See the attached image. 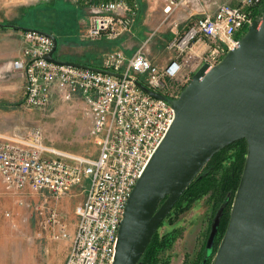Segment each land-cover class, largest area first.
<instances>
[{"label":"built area","instance_id":"obj_1","mask_svg":"<svg viewBox=\"0 0 264 264\" xmlns=\"http://www.w3.org/2000/svg\"><path fill=\"white\" fill-rule=\"evenodd\" d=\"M167 19L182 6L195 5L186 21L174 24L167 45L170 57L157 65L140 50L131 57L122 51L107 54L100 69L114 77L69 65L49 62L53 39L38 32H22V59L13 67L26 79L25 105L42 109L56 96L82 100L90 123L89 137L98 149L95 159L60 154L47 147L43 134L0 137V176L13 197L27 193L43 197L30 209L54 240L71 242L65 264H113L118 232L126 205L138 180L160 147L175 119L172 105L204 66L217 67L239 46L246 28L261 22L264 0H165ZM136 11L122 0L92 5L85 42H115L128 34ZM160 95L155 98L140 85ZM85 200L76 208L74 234L49 199L59 200L75 189Z\"/></svg>","mask_w":264,"mask_h":264},{"label":"water","instance_id":"obj_2","mask_svg":"<svg viewBox=\"0 0 264 264\" xmlns=\"http://www.w3.org/2000/svg\"><path fill=\"white\" fill-rule=\"evenodd\" d=\"M0 29L50 36L47 60L114 77L120 74L85 64L61 62L56 37L13 24ZM155 98H162L145 86ZM176 119L138 180L126 205L113 264H140L148 246L181 196L222 150L247 143V156L230 220L213 264H264V15L217 67L201 68L172 102ZM222 217L207 242L210 253Z\"/></svg>","mask_w":264,"mask_h":264},{"label":"rangeland","instance_id":"obj_3","mask_svg":"<svg viewBox=\"0 0 264 264\" xmlns=\"http://www.w3.org/2000/svg\"><path fill=\"white\" fill-rule=\"evenodd\" d=\"M209 1L231 4L236 2V0ZM125 2L129 6L128 2ZM137 2L139 13L135 18L132 30L115 42L106 40L85 42L82 40L81 36L87 29L91 16L93 3L90 0H0V22H14L17 18L21 20V16L28 9H34L33 11L40 9L41 13L37 17L36 15L31 16V23L36 24L35 19H38L44 25L57 27L65 21L63 16L72 13L70 16L75 18L76 34L57 40L58 50L54 55L55 59L61 62L100 64L104 57L111 52L122 51L127 57H131L141 50L153 63L164 64L170 57L167 45L171 39L174 24L179 23L181 25L184 23L195 5L182 6L171 18L167 19L163 12L165 0H138ZM263 8L264 4L258 11ZM53 29L49 30L55 32L56 29ZM248 29L247 27L246 33ZM243 37L244 35L241 36V38ZM60 50L61 54L67 55H61ZM23 100L18 109L9 112L3 118L0 117V129L5 132H15L19 136H28L35 131H40L43 134L45 145L60 154H70L87 159L97 158L98 149L89 137L90 123L84 117L82 100L76 99L72 102H66L55 96L52 102L42 109L29 108L25 105L24 98ZM235 144L227 147L228 149L226 148V160L222 162V169L213 174V187L210 190H204L205 192L191 191L184 195L164 220L157 232L160 247L157 248L156 257L152 264H203L206 261L207 264H213L230 220L236 194V192L234 195L229 193L226 200L219 205L215 192L216 183L224 171L230 170L237 157L240 145ZM243 146L247 147V145ZM246 156L247 154L245 160ZM207 165L198 176L211 170ZM13 198V208L8 210L12 215L10 220L21 222L28 217L31 221V227L34 229L33 223L36 221V216L31 213L30 209L21 206L19 201L22 199L25 203L33 205L41 202L43 197L27 192L22 198ZM84 200L85 195L83 189L80 188L59 200L49 199L71 233H74L78 223L75 210ZM221 210L222 222H220L214 247L209 253L207 242L215 218ZM4 217L9 222L5 215ZM9 230L18 237L22 244L25 243V231L23 232V229L17 230L10 226ZM1 239L6 238H1L0 231V243ZM11 240L14 239L11 238ZM0 257L5 259L3 264H14L12 253L0 254Z\"/></svg>","mask_w":264,"mask_h":264},{"label":"crops","instance_id":"obj_4","mask_svg":"<svg viewBox=\"0 0 264 264\" xmlns=\"http://www.w3.org/2000/svg\"><path fill=\"white\" fill-rule=\"evenodd\" d=\"M90 1L96 5L97 3L111 0ZM122 1L125 2L127 0ZM19 20L17 18L14 22L3 21L0 24H12L19 22ZM21 33V31L0 29V117L2 118L7 116L9 112L18 109L23 98L25 99L26 96L25 76L22 71L13 67L14 62L22 59L24 43L21 38ZM69 62L88 64V62ZM14 135L19 136L15 132H5L0 129V137ZM13 199V196L6 192L0 176V231L1 238H6L1 239L0 254L8 255V253H12V261L14 264H65L71 242L67 240H54L52 235L55 233V229L43 230L36 215V221L33 223L35 226L34 229H32L31 221H29L28 217L24 218L21 222L10 220L12 215L8 210L13 208ZM31 213L33 214L32 211ZM4 215L9 219V222L5 219ZM10 226L17 230L23 229V232L25 231V243L22 244L18 237L13 232H10ZM11 238L14 240H11ZM3 263H5V259L0 257V264Z\"/></svg>","mask_w":264,"mask_h":264},{"label":"trees","instance_id":"obj_5","mask_svg":"<svg viewBox=\"0 0 264 264\" xmlns=\"http://www.w3.org/2000/svg\"><path fill=\"white\" fill-rule=\"evenodd\" d=\"M137 1L138 0H127L129 6L132 7L138 15L139 10L137 8V4H138ZM33 10L34 9L32 10L28 9L27 11H25V13H23V16H21V20L19 22L12 23V24L20 26V27H24V28L37 30V31H40L46 34H50L56 37L57 40L58 39L60 40L61 38H65V36H74L76 34L75 21H74L75 18L72 15L70 16V14L72 13H69L63 16V19L65 21H63L62 24H59L57 27L55 26L56 27L55 28L53 26H50L47 24L44 25L40 23L38 19H35L36 24L31 23V20H30L31 16L36 15L37 17L38 14L41 13L40 9H37L36 11H33ZM59 17L62 18V16H59ZM53 28L56 29L55 32H52L51 30H49ZM87 65L99 68L101 64L88 63ZM235 145H240V146L238 149L237 157L235 161L233 162L232 167L227 172L226 171H224L223 173L221 172L222 173L221 178L217 181V183L215 182L217 184L215 192L217 193L216 197H217V201L219 205L222 204L224 200H226L227 195L229 193H231L232 195L235 194L239 186L242 173H243L244 164H245V155L247 154V147L243 145H247V144H246V141H240V142H237ZM227 149L222 150L220 153L215 155V157L207 165L208 168H210L211 170H208V172H206L205 174L198 176L196 180L189 186L186 192L181 196L180 200L182 199L184 195H186L187 193L191 191L192 192L194 191L202 192L204 190L205 191L210 190L213 187L212 186L213 181H214L213 174L215 172L218 173L221 171L222 162L226 160L225 151ZM157 238L158 236L156 233L152 242L148 246L144 256L142 257L140 263L152 264V262L154 261L156 257L157 248L160 247ZM203 264H207V261Z\"/></svg>","mask_w":264,"mask_h":264},{"label":"flooded vegetation","instance_id":"obj_6","mask_svg":"<svg viewBox=\"0 0 264 264\" xmlns=\"http://www.w3.org/2000/svg\"><path fill=\"white\" fill-rule=\"evenodd\" d=\"M158 232V231H157ZM205 263V262H204Z\"/></svg>","mask_w":264,"mask_h":264}]
</instances>
